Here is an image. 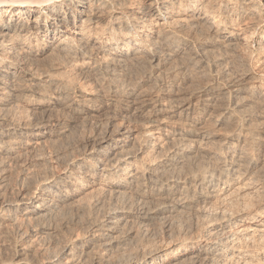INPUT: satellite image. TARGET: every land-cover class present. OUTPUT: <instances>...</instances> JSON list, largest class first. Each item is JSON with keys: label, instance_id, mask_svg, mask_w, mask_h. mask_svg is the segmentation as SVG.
Listing matches in <instances>:
<instances>
[{"label": "bare ground", "instance_id": "6f19581e", "mask_svg": "<svg viewBox=\"0 0 264 264\" xmlns=\"http://www.w3.org/2000/svg\"><path fill=\"white\" fill-rule=\"evenodd\" d=\"M0 264H264V0H0Z\"/></svg>", "mask_w": 264, "mask_h": 264}]
</instances>
